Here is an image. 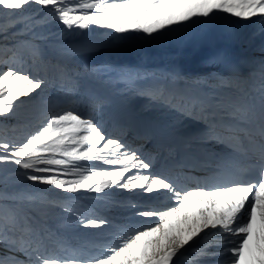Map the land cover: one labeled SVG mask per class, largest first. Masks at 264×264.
<instances>
[{
    "label": "snow or ice",
    "instance_id": "6c2138e0",
    "mask_svg": "<svg viewBox=\"0 0 264 264\" xmlns=\"http://www.w3.org/2000/svg\"><path fill=\"white\" fill-rule=\"evenodd\" d=\"M33 4L50 10L69 30H86L91 25L116 33L140 31L151 36L186 25L193 18H215V13L242 20L259 17L264 24V0H0V13L7 10L6 15L18 17ZM16 62L22 64L23 59ZM260 74L258 102L226 103L218 97H192L187 107L181 104L177 109L198 115L207 126L206 139L225 148L216 156L212 175L197 181L195 190H186L163 175H153L150 161L120 139L108 137L92 118L72 110L52 116L46 127L20 145L0 141V164L18 165L26 170L28 181L67 193H100L110 187L148 194L164 190L177 202L169 209L138 211L139 217L155 219L141 220L149 226L119 235V243L99 257L51 255L45 236L28 217L0 210V246L13 254L0 256V264H178L180 257L197 247L210 231L237 237L236 246L225 249L231 254V264H264V63ZM44 84L22 67L18 70L9 66L0 71V117L11 114L15 102H24L21 98L32 97ZM144 94L164 98L162 88ZM56 155L66 159H57ZM80 161L89 165L85 167ZM97 162L110 167L97 168ZM53 165L64 171L50 167ZM62 175L78 178L61 179ZM193 201L198 215L190 216L187 208ZM242 216H246L243 222ZM107 223L103 219L81 222L83 227L94 229ZM208 247L205 244L197 255L215 256L217 253L207 251ZM16 253L24 259L18 262ZM195 264L204 262L196 260Z\"/></svg>",
    "mask_w": 264,
    "mask_h": 264
},
{
    "label": "bare ground",
    "instance_id": "6f19581e",
    "mask_svg": "<svg viewBox=\"0 0 264 264\" xmlns=\"http://www.w3.org/2000/svg\"><path fill=\"white\" fill-rule=\"evenodd\" d=\"M6 12L7 10L0 13V41L10 40L13 37L32 38L44 45L46 43L45 34L66 28L55 18L54 13L38 5L27 6L18 17L6 15ZM214 15L215 18L212 19L193 18L194 23L191 26L188 25V30L186 27L185 30L182 29V25H180L171 28L165 34L158 32L151 36L140 31H129L114 37L111 35L109 39H83L84 36L78 32V35L73 36V34V37L64 33L56 43L48 44L45 48L50 54L49 56H57L60 61L67 64L69 69L84 71L91 64L121 63L123 67H132L136 75L144 73L145 76H140L135 93L129 95L126 91L119 92L131 112L126 108H119V103L103 92L95 91L96 87L88 84L86 85L90 99L78 104H63L61 112L72 110L84 118H92L98 125L103 122L101 117L103 110H115L112 121L110 120L107 126L99 127L108 137L120 139L131 150L137 151L141 158L150 161L153 167L149 171L152 174L155 173L158 169L151 158L152 151L155 149L151 144L152 139L142 142L140 140L142 138L136 136L135 131L140 126V120L134 119L133 116L142 115L144 121L151 126L163 125L164 128H175L186 124L191 127L203 123L198 115L184 114L177 110L181 104L187 107L186 100L192 97H218L221 99L223 91L218 90L214 96L203 86L214 89L222 82L226 87V96L223 101L227 103L237 99L233 94L235 91L240 95L239 101L244 102L247 97L244 92L239 90V85L235 82L234 77L220 74L211 64L205 65V70H208L206 73L200 74L201 70L198 75H193L191 71L203 68L202 61L206 57L212 58L216 63L225 56H235L239 62L250 59L252 56L264 59V24L260 23L259 17L242 20L225 13H215ZM99 36L102 37V32L99 33ZM0 71H4V67L1 65ZM216 75L221 76L218 79L220 81L211 80ZM246 77L251 78V82L254 83V91L260 93V70L246 75ZM155 88L164 90V98L154 99L144 94L146 90ZM181 93L185 95L186 100L179 97ZM126 96L130 99H127ZM29 99L31 101L36 99V103L40 107L27 110L24 113H11L0 117V135H9L11 127L19 119L20 123L26 120L38 121L39 118H43L42 114H39L42 108L45 111L50 109V112L54 113L58 111V105H61L58 104L61 101V95H56V92L49 89L47 85L37 90V93H34ZM131 124L135 127L129 126ZM55 158L65 157L56 155ZM78 163L85 167L89 165V162L86 161ZM95 166L97 168L110 167L98 162ZM50 167L57 168L60 172L64 171L59 166ZM131 174L129 173V175ZM60 178L74 180L78 178V175H62ZM11 182L17 183L14 186L16 190H25L18 194L24 203L16 205L17 208L26 213L34 226L43 233L49 254L60 257H68L73 254H79L82 257L102 256L109 247L119 243V235L131 232L132 229L149 226L141 224V220L155 219V217H139L136 215L138 211L149 208L169 209L172 206L167 208V205L174 201V199H169L171 194L166 195L164 190L148 194L142 193L139 189L129 191L110 187L100 193L86 190L67 193L50 185L28 181L24 173L13 177ZM4 188L10 190L13 187L10 185ZM30 189L36 192L32 195L33 200H27L30 195L26 193V190ZM3 195L9 196L8 198L12 197L7 193H3ZM146 195L152 198H146ZM13 202L16 203V200ZM187 213L190 216L198 215L195 201L189 205ZM88 219H103L108 223L101 228H85L81 222ZM16 235L18 236L19 233ZM205 244L209 245L207 249L209 252L218 246L213 240L205 238L200 241V248H203ZM12 255L8 253L7 249L0 246V256L11 257ZM14 255L18 262L24 259L19 253ZM210 257L203 258L209 259ZM199 258L201 257L195 254L192 263Z\"/></svg>",
    "mask_w": 264,
    "mask_h": 264
},
{
    "label": "rangeland",
    "instance_id": "374dc122",
    "mask_svg": "<svg viewBox=\"0 0 264 264\" xmlns=\"http://www.w3.org/2000/svg\"><path fill=\"white\" fill-rule=\"evenodd\" d=\"M194 23V21L189 22L186 25H182L181 28L184 30L189 26H191ZM62 25V24H61ZM186 27V28H185ZM65 29V30H64ZM168 30H162L161 33L165 34ZM188 30V28H187ZM105 31V32H104ZM83 35V39L91 38V39H109V37L112 35L118 36L121 33H116L114 30L111 29H104L99 28L97 26H89V29L81 30L78 28H73L71 30L67 28L59 29L56 32L45 34V40L46 43L42 45L37 39L32 38H20V37H13L10 40H2L0 41V65L4 67V71L7 70L9 66L16 67L18 70L22 67L23 70L30 72V74L34 78L42 79L45 81L44 85H47L49 89H53L54 92H56V95H61V101L58 102L57 109L58 111H55L54 113L50 112V109L47 111L42 108L39 111V114H42L43 118H39L38 121H24L23 123H20V119L16 121V124H14L11 127V130L9 131V135H0V141H5L10 144H16L20 145L23 142L26 141V139L40 130H42L44 127L47 126L48 120L54 116L61 114L62 112V105L63 104H78L82 103L86 99H81L80 101H75L74 97L78 98L82 94V81L81 77L74 69H68L67 66L62 65L60 62L52 61L55 63H51L50 58L48 57L50 54H48L47 49L45 48L48 44H54L56 43L57 39L62 37L64 33H67V36H75L78 35V33ZM102 32V37L99 36V33ZM107 32V33H106ZM112 32V33H111ZM74 34V35H73ZM110 34V35H108ZM73 35V36H72ZM13 53H15V57L11 60L8 59V57L12 56ZM23 59V63H17V60ZM59 64V65H57ZM61 64V65H60ZM112 68V69H108ZM89 69L91 70V73L93 72V75L106 87L109 89H113L116 92L120 91H126L127 94L130 95V93H135V89L132 90V87L130 85V82H133L136 80V73L134 72L132 67H123L116 64H112L109 62H102L99 64H91L89 66ZM122 71L119 74H115L118 71ZM128 70L132 72H128ZM137 70V69H136ZM113 71V72H111ZM127 73L129 77H121L122 73ZM135 75V76H134ZM143 77L145 76L144 73H142ZM131 76L133 77L130 82L125 81L128 78L130 79ZM135 77V79H134ZM140 82V77L137 79V85ZM129 85L131 90L129 89ZM89 95V94H88ZM120 95V93H119ZM121 96V95H120ZM38 97V96H37ZM127 99H130V97H127ZM22 101L15 102L16 106L13 110V114L17 113H24L27 112V110H33L34 108L38 109V105L36 103V99H33L32 101L29 98H21ZM38 100V98H37ZM56 109V110H57ZM44 110V111H43ZM41 112V113H40ZM26 170L20 168L18 165L12 164V163H2L0 164V208L1 210L7 214L9 212L15 213L16 215L20 217H27L26 213H23L22 210L18 209L16 205H21L24 203L22 199H20V196H18L19 193L22 191H25L23 189H17L14 188L17 183H12L11 180L13 177L20 176L23 173H25ZM31 174V172H29ZM12 186L10 190L5 189L4 187ZM19 191V192H18ZM34 190H26V193H29L30 196H28L27 200H33L32 195L36 192H33ZM3 193L11 194L12 197L8 198L9 196L3 195ZM135 196V195H134ZM136 197V196H135ZM13 200H16V203L13 202Z\"/></svg>",
    "mask_w": 264,
    "mask_h": 264
}]
</instances>
